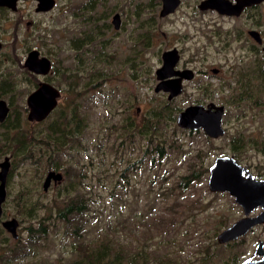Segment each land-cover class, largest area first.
I'll return each mask as SVG.
<instances>
[{"label":"rangeland","instance_id":"rangeland-1","mask_svg":"<svg viewBox=\"0 0 264 264\" xmlns=\"http://www.w3.org/2000/svg\"><path fill=\"white\" fill-rule=\"evenodd\" d=\"M196 1L181 0L166 16L160 0H55L40 11L37 0H22L0 9V98L9 107L0 162L10 161L0 264H97L109 251L144 264L257 257L264 222L217 240L243 209L228 191L211 190L208 176L215 157L228 154L264 177V59L246 37L260 20L264 32V3L248 21ZM172 47L175 65L193 76L169 98L156 90L155 71ZM32 48L51 59L48 72L25 66ZM43 80L60 89L57 106L29 120L27 95ZM208 102L224 106L221 135L177 124L185 106ZM49 170L62 179L44 189ZM10 217L16 238L2 224Z\"/></svg>","mask_w":264,"mask_h":264},{"label":"water","instance_id":"water-1","mask_svg":"<svg viewBox=\"0 0 264 264\" xmlns=\"http://www.w3.org/2000/svg\"><path fill=\"white\" fill-rule=\"evenodd\" d=\"M17 0H0V5L15 8ZM261 0H203L201 8L217 7L219 11L238 14L242 7ZM163 5L160 15L172 12L179 0H162ZM55 0H37L36 10H48L53 7ZM119 13L113 14L112 21L115 27L120 22ZM256 36V30L249 31ZM258 39V37L256 36ZM1 47V42H0ZM179 58L176 47L165 49L162 52V64L156 69L158 79L156 90L168 91L171 98L182 91V79L191 78L193 71L190 68H175ZM29 69L36 73H46L51 66L50 59L45 55H39L36 48H32L25 60ZM216 70V69H214ZM61 91L58 87L47 81H39L37 86L27 95L29 120H42L57 106ZM8 105L0 98V120L4 119L8 112ZM224 106L215 102L195 103L185 106L177 114L176 122L181 127L202 128L208 135L217 137L223 133L222 116ZM10 161L6 156L0 162V215L2 204L6 198V179L9 172ZM60 181L62 173L57 170H49L43 181L45 189L51 180ZM208 185L211 190L228 191L234 196L235 201L241 205L243 215L223 228L217 235L219 242H226L245 234L251 227L264 222V177H257L246 166L241 164L232 155L224 154L215 157L209 166ZM258 208V211L254 212ZM3 226L11 235L18 236V220L10 217L2 221ZM254 255L248 256L235 264H264V242L259 240L254 249Z\"/></svg>","mask_w":264,"mask_h":264},{"label":"flooded vegetation","instance_id":"flooded-vegetation-1","mask_svg":"<svg viewBox=\"0 0 264 264\" xmlns=\"http://www.w3.org/2000/svg\"><path fill=\"white\" fill-rule=\"evenodd\" d=\"M19 1H22V0H17L16 1V4H15V8H11L10 6H7V5H0V9H2V10H5V9H7V8H9V9H13V10H16L17 9V4H18V2ZM203 0H197L196 1V4H195V6L199 9V10H201V11H214V12H216L218 15H220V16H224V17H241V16H245L246 17V20H248V21H250L255 15L253 14V12H252V9H255V8H257V7H260L263 3H264V0H261V1H259V2H256V3H252V4H250V5H246V6H244V7H242V9H241V11L238 13V14H234V13H226V12H221V11H219V9L217 8V7H207V8H201L200 6H199V4L202 2ZM230 1H232L233 3L235 2V0H230ZM180 3H181V0H179V3H178V5L175 7V9H177V7L180 5ZM55 4V3H54ZM159 4V3H158ZM162 5H163V2H162V0H160V5H157V6H159L160 7V9H159V15H160V10H161V8H162ZM36 6H37V3H36ZM54 6V5H53ZM175 9L172 11V12H174L175 11ZM38 11H40V10H38ZM172 12H170V13H172ZM114 13H116V12H114ZM113 13V14H114ZM119 13V12H118ZM170 13H167V14H165V15H160V16H166V15H169ZM119 15H120V13H119ZM120 17V22H119V25H118V27H115L116 29H119L120 28V26H121V16H119ZM112 18H113V15H112V17H111V20H112ZM262 23L263 22H261V20L259 21V24H256V25H253V23H252V25H249L248 27H247V34H246V37L248 38V40H250V43H252V44H254L255 46L257 45V49H258V46H260V50L262 51V58L264 59V32H263V27H262ZM115 26V25H114ZM250 30H256V36L258 37V39L256 38V36H254V35H252L249 31ZM251 40H253V41H251ZM0 42H1V47H0V51L2 50V48L4 47V41L2 40V38H0ZM178 50V49H177ZM30 51V50H29ZM29 51H28V53H29ZM28 53H27V55H28ZM178 54H179V51H178ZM27 55H26V57H27ZM39 55H41L40 54V52H39ZM50 59V58H49ZM25 60H26V58H25ZM50 61H51V59H50ZM25 66L26 67H28L26 64H25ZM29 68V67H28ZM175 68H179V67H177L176 65H175ZM214 69H216V70H214ZM219 70V68L218 67H215V66H213V67H211V71L212 72H217ZM157 81H158V79H157ZM27 107H28V105H27ZM3 120V119H2ZM2 214V213H1Z\"/></svg>","mask_w":264,"mask_h":264},{"label":"trees","instance_id":"trees-1","mask_svg":"<svg viewBox=\"0 0 264 264\" xmlns=\"http://www.w3.org/2000/svg\"><path fill=\"white\" fill-rule=\"evenodd\" d=\"M137 258H134L132 261L136 260ZM97 264H144L142 260L132 263L130 260L121 261L118 259L116 252L113 253V255L109 252H105L104 255H102Z\"/></svg>","mask_w":264,"mask_h":264}]
</instances>
